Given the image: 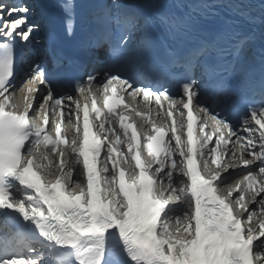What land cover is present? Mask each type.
Listing matches in <instances>:
<instances>
[{"label":"snow or ice","instance_id":"1","mask_svg":"<svg viewBox=\"0 0 264 264\" xmlns=\"http://www.w3.org/2000/svg\"><path fill=\"white\" fill-rule=\"evenodd\" d=\"M72 8L69 0L65 12ZM31 11L0 0V226L17 229L0 242V264H264V100L237 96L229 111L238 123L212 106L239 46L204 43L151 66L180 95L163 84L153 91L121 71L139 20L109 15L97 44L112 57L104 82L88 76L76 96H58L54 73L39 64L20 88L12 83L17 57L37 31ZM142 44L149 46L146 36ZM198 69L210 82L204 88ZM124 93L142 96L147 111L137 116L150 115L152 103L160 107L165 127L152 123L154 134L143 137L151 159H142L136 131L129 135L134 124L110 106ZM50 118L54 137L46 131ZM65 118L70 139L61 136Z\"/></svg>","mask_w":264,"mask_h":264},{"label":"bare ground","instance_id":"2","mask_svg":"<svg viewBox=\"0 0 264 264\" xmlns=\"http://www.w3.org/2000/svg\"><path fill=\"white\" fill-rule=\"evenodd\" d=\"M34 63H35V60L32 62V65H33ZM30 74H31V71H30ZM104 80H105V78H104V77H101V78L96 82V84H98V82H99V84H101L102 82H104ZM99 84H98V85H99ZM54 91H55V90H54ZM55 93H56V95H58V96H68V95H61V94L58 93L57 91H55ZM22 97H23V95H22ZM22 97H21V99L15 101V103H17L21 108L24 106V105H23ZM96 101H97V98H96ZM90 102H91V101H89V103H90ZM151 106H152V105H151ZM73 107H74V106H73ZM151 109H153V111L151 110L150 115H148L147 117L137 116V115H136V112H137V111H139V112H141V113H144V112L147 111V109L145 108V102L143 103V105H142L141 108H136V107L134 106V104L132 103V104L129 106V108H128L127 110L122 111L121 113H123L124 116H125V123H126V124H129L133 119H137V118H141V119H143V122H147V123H150V124H151V123H154V122L156 121V118H157V121H158V120H163V119L158 118V116H157V112L160 111V107H159V106H157V105L154 104V106H152ZM164 110H165V111L167 110V102H164ZM226 111H227V108L225 109L224 112H226ZM174 116H175V113H174ZM73 119H75V118H73ZM169 123H170V121H169ZM118 126H119V125L117 124V127H118ZM51 135L54 137L53 134H51ZM71 135H72V131H71V133H70L69 138H71ZM122 139H123V137H122ZM233 139H234V138H233ZM118 147H119V148H124L123 145H120V146H118ZM125 150H126V148H125ZM117 158H118V157H117ZM53 159H55V157H53ZM53 168H54V166H53ZM49 177H53V178H55L54 176H49ZM251 207H255V205H252Z\"/></svg>","mask_w":264,"mask_h":264}]
</instances>
